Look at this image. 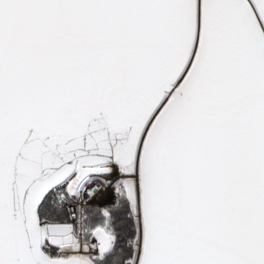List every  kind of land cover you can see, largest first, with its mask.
I'll list each match as a JSON object with an SVG mask.
<instances>
[{
    "label": "snow or ice",
    "instance_id": "6c2138e0",
    "mask_svg": "<svg viewBox=\"0 0 264 264\" xmlns=\"http://www.w3.org/2000/svg\"><path fill=\"white\" fill-rule=\"evenodd\" d=\"M0 264H264V0H0Z\"/></svg>",
    "mask_w": 264,
    "mask_h": 264
}]
</instances>
